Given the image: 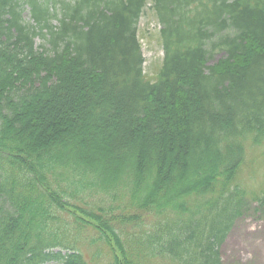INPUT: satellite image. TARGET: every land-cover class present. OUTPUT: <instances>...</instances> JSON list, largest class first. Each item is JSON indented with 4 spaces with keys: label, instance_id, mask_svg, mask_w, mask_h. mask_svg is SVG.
I'll return each instance as SVG.
<instances>
[{
    "label": "trees",
    "instance_id": "obj_1",
    "mask_svg": "<svg viewBox=\"0 0 264 264\" xmlns=\"http://www.w3.org/2000/svg\"><path fill=\"white\" fill-rule=\"evenodd\" d=\"M250 148L264 0H0V264H223Z\"/></svg>",
    "mask_w": 264,
    "mask_h": 264
},
{
    "label": "rangeland",
    "instance_id": "obj_2",
    "mask_svg": "<svg viewBox=\"0 0 264 264\" xmlns=\"http://www.w3.org/2000/svg\"><path fill=\"white\" fill-rule=\"evenodd\" d=\"M23 17L30 20L26 6ZM160 27L161 24L148 2L140 16L137 32L144 57L145 73H150L152 67L160 63L163 57L158 34ZM36 42H39V38H36ZM218 56L220 54H217L216 58ZM261 154L260 149L250 148L247 151L245 165L239 173L242 185L250 193H264V161ZM258 205L259 203L252 198L247 212L237 218L228 231L219 249L223 264H264V206ZM87 258L90 264H104L106 261L104 254L95 256L89 254Z\"/></svg>",
    "mask_w": 264,
    "mask_h": 264
}]
</instances>
